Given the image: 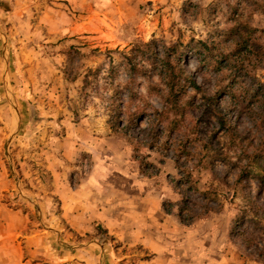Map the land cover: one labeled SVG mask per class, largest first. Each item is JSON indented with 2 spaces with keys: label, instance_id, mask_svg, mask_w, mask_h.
<instances>
[{
  "label": "rangeland",
  "instance_id": "obj_1",
  "mask_svg": "<svg viewBox=\"0 0 264 264\" xmlns=\"http://www.w3.org/2000/svg\"><path fill=\"white\" fill-rule=\"evenodd\" d=\"M256 1L264 3L0 0V165L9 180L2 199L27 214L29 227L51 246L48 264H56L59 248L68 254L65 264L151 259L92 219L93 192L116 200L128 198L132 187L149 194L165 220L177 221L179 240L164 230L163 242L180 246L189 227L197 238L220 235L238 264H264V15ZM238 18L257 31L236 62L224 35ZM146 43L156 67L125 86L123 53L139 47L144 59ZM169 47L180 57V81L187 77L200 89H186V110L176 116L164 110L167 90L156 74ZM113 89L124 101L137 93L128 111L143 107V121L125 129L120 116L121 130L112 128L106 99ZM141 158L158 169L156 176L141 174ZM56 174L81 192L84 205L73 213L91 219L89 231L62 217ZM180 207L184 218L193 216L189 225L181 223ZM205 241L198 240L195 254L206 250Z\"/></svg>",
  "mask_w": 264,
  "mask_h": 264
},
{
  "label": "crops",
  "instance_id": "obj_2",
  "mask_svg": "<svg viewBox=\"0 0 264 264\" xmlns=\"http://www.w3.org/2000/svg\"><path fill=\"white\" fill-rule=\"evenodd\" d=\"M59 174L53 179L55 193L61 201V215L67 223H77L82 229L91 221L83 213L80 218L74 215L79 206L84 205L80 200L81 192H74L64 182L59 183ZM136 179V178H135ZM137 180V179H136ZM147 181V180H146ZM9 180L2 165H0V264H48L51 260V246L45 243L42 236L29 227L32 224L27 214L21 209L4 202L2 197L8 190ZM61 184L62 186H60ZM131 190V191H130ZM128 198L108 200L105 193L93 192L89 204L92 206V219L98 225L107 230L123 246L140 245L152 258L141 261L140 264H238L237 253L230 252L228 248L221 246L220 235L197 238L189 227H184L183 241L180 246L169 239L179 240L176 232H179L177 221L171 217L165 218L159 214L158 208L150 204L149 194L136 192L132 187ZM84 193L88 189L82 188ZM92 191H94L92 189ZM158 201L156 200V204ZM155 208V209H154ZM158 217L159 219H153ZM150 218V219H149ZM76 225V224H75ZM90 230V226L85 229ZM168 233V238L162 240V231ZM206 239V250L196 251L197 245ZM58 249V248H56ZM180 249V250H176ZM56 264H65L68 254L58 249ZM207 253V254H206ZM207 259L208 261H204ZM199 260V262H197ZM110 264V263H109ZM112 264V263H111Z\"/></svg>",
  "mask_w": 264,
  "mask_h": 264
},
{
  "label": "trees",
  "instance_id": "obj_3",
  "mask_svg": "<svg viewBox=\"0 0 264 264\" xmlns=\"http://www.w3.org/2000/svg\"><path fill=\"white\" fill-rule=\"evenodd\" d=\"M254 7L256 8L255 11L259 12L260 14L264 15V3L262 2H253ZM257 29L248 25V23L240 22V19L234 20V26L229 28L225 32V38L234 44V49L230 54L231 57H235V61L237 62L238 59L242 58V51L246 49L247 46H250L255 38L253 35ZM204 44L205 43H201ZM145 52L147 55L144 59H141L138 55L140 50L139 47H135L131 49L129 52L123 53V60L125 62V66H127L126 71V79L125 86H129L133 83L135 77H144L149 74L150 68L156 67V63L154 61L153 52L151 49V43L144 44ZM111 52V51H108ZM223 61L228 62V56L222 55ZM177 59L180 57H176V47H169V49L165 52L164 56L162 57V61H160L161 66L158 67L159 70H156L158 73L157 77L159 81L164 85L165 89L167 90V96L165 97V112H172L174 116L178 114H183L185 112V105H182V96L186 94L187 88H192L194 91H200L199 86L195 83L194 80H190L187 77H184L183 82L180 81V77L183 76L180 69L176 64ZM222 59H220L221 61ZM145 64L147 66L145 67ZM230 64V63H228ZM228 67L224 65L221 69ZM234 68V65L231 67ZM234 78V76H233ZM118 92L113 89V94H111L106 101H108L107 110L111 115L110 124L113 125V129L119 130L120 122L119 117L123 116L124 121L121 123V128H127L129 125H137L145 118V109L143 107L135 106L133 112L128 111L129 105L134 103L137 99V93L133 91H129V94L126 95L127 101L124 99H117ZM166 106H168L166 108ZM169 108V109H168ZM168 110V111H167ZM155 113H159L157 110L154 111ZM163 114V111L159 113V116ZM176 125V122H172L171 126ZM121 130V129H120ZM150 150L153 148L152 146L148 147ZM184 154L188 155V152L182 151ZM140 171L145 177H153L158 174V169L151 163L146 161V158H141L139 160ZM179 169V167H177ZM148 170H152V173H147ZM246 174V169H244L240 173L239 179L237 182L240 181L241 178ZM189 176V174L187 175ZM180 182V181H179ZM191 188V187H188ZM196 190V189H195ZM184 207H180L179 209V218L181 223L184 225H189L193 220V216L190 215L189 218L183 217Z\"/></svg>",
  "mask_w": 264,
  "mask_h": 264
}]
</instances>
